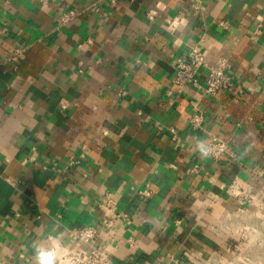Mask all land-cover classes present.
<instances>
[{
    "label": "crops",
    "instance_id": "crops-1",
    "mask_svg": "<svg viewBox=\"0 0 264 264\" xmlns=\"http://www.w3.org/2000/svg\"><path fill=\"white\" fill-rule=\"evenodd\" d=\"M199 39L238 88L176 91L173 59ZM210 134L234 157H203ZM105 191L126 216L110 229ZM87 224L116 264H264V0H0V264Z\"/></svg>",
    "mask_w": 264,
    "mask_h": 264
},
{
    "label": "built area",
    "instance_id": "built-area-1",
    "mask_svg": "<svg viewBox=\"0 0 264 264\" xmlns=\"http://www.w3.org/2000/svg\"><path fill=\"white\" fill-rule=\"evenodd\" d=\"M195 9L201 8V0H194ZM155 10L147 12V16L152 18ZM77 16V12L69 10L62 13L60 23H66ZM220 25H223L220 22ZM168 30L175 28V22L172 20L167 23ZM173 76L171 82L176 91L180 93L184 87L191 86L202 91L203 94L215 97L218 93L232 92L238 88L229 74V63L227 58L219 57L214 61L207 60L202 48L201 39L188 44L187 49L181 55L173 59ZM188 127L191 131L201 133L204 130L203 117L199 112L192 113L188 117ZM233 140L225 141L213 134L208 135L206 141L207 148L212 154L207 156L212 160H221L224 157H234L231 145ZM79 160L71 157L70 164H76ZM43 168H47L43 166ZM53 169V168H51ZM13 183V182H12ZM228 191L231 197L241 204L252 200V196L246 191L244 184L234 178L228 185ZM142 198H148L152 195L151 183L145 181L142 188L137 190ZM213 195L207 192L203 202H211ZM103 214L102 225L110 229L116 221L124 219L125 214L118 209V200L110 191H105L100 204ZM69 242L56 240L52 242L50 248H55L57 252V264H116L110 255L94 241L98 234V227L94 224H87L77 228H65Z\"/></svg>",
    "mask_w": 264,
    "mask_h": 264
},
{
    "label": "clouds",
    "instance_id": "clouds-1",
    "mask_svg": "<svg viewBox=\"0 0 264 264\" xmlns=\"http://www.w3.org/2000/svg\"><path fill=\"white\" fill-rule=\"evenodd\" d=\"M199 151L203 157L212 154L203 144L200 145ZM57 259L55 248H45L42 244L34 243L33 264H57Z\"/></svg>",
    "mask_w": 264,
    "mask_h": 264
}]
</instances>
